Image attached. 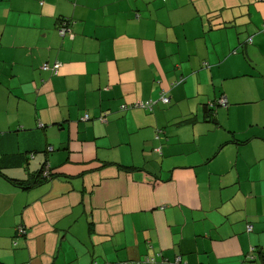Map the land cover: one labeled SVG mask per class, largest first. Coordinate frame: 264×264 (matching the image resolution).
<instances>
[{
  "label": "crops",
  "instance_id": "0c3cea01",
  "mask_svg": "<svg viewBox=\"0 0 264 264\" xmlns=\"http://www.w3.org/2000/svg\"><path fill=\"white\" fill-rule=\"evenodd\" d=\"M258 253L264 0H0V264Z\"/></svg>",
  "mask_w": 264,
  "mask_h": 264
},
{
  "label": "trees",
  "instance_id": "16d2710c",
  "mask_svg": "<svg viewBox=\"0 0 264 264\" xmlns=\"http://www.w3.org/2000/svg\"><path fill=\"white\" fill-rule=\"evenodd\" d=\"M67 24L66 21L64 20H61V22L58 23V26H57V34L59 35L60 34V30L63 28V26H65ZM46 72H49V71H46ZM160 101L162 103H168L169 102V98H167L166 96L162 95L161 98H160ZM217 101V100H216ZM152 105V103H147L145 106L146 107H150ZM216 105H218L217 103L213 105V107H210V103H206L204 106L205 107V110H208L207 112L210 113V109L214 108ZM141 107H143V105L141 104ZM122 109H125L124 106L121 107ZM209 108V109H208ZM126 170H131V169H128V168H125ZM40 174V173H38ZM40 177V176H39ZM9 180V179H8ZM11 183H14V185H16L17 187L19 188H26L28 187L30 184H33V182H28V181H16V180H11L10 181ZM15 235H18V237H23L26 235V229L24 228V226L22 225H19L18 227L15 228ZM119 234L116 236V238H118ZM102 240L104 238H101ZM16 244V243H15ZM258 263L259 264H264V254H261V253H258ZM144 259H147L149 261L153 260V263L152 262H149L151 264H161V263H157L156 259L157 257L155 258V255H150V256H146ZM144 259L142 260H139V261H144ZM125 261L123 262H120L119 264H124ZM180 264V262H178ZM92 264H98L97 260L96 259H93V262ZM142 264V263H141Z\"/></svg>",
  "mask_w": 264,
  "mask_h": 264
},
{
  "label": "built area",
  "instance_id": "2783aa9c",
  "mask_svg": "<svg viewBox=\"0 0 264 264\" xmlns=\"http://www.w3.org/2000/svg\"><path fill=\"white\" fill-rule=\"evenodd\" d=\"M65 32H66V29H65V28H62V29L60 30V35H63ZM59 67H60V64L57 63V62H55V63H54L52 66H50V67H49L47 64H43V65H42V70H44V71H48V70H50V71L56 73ZM216 103H217L219 106L225 107L227 101H226V98L221 97V98H219V99L216 101ZM210 107H213V105L210 104ZM43 175H44L45 177L48 176V170H47V169H44V171H43ZM251 229H252L251 225H248L247 228H246L247 232H250ZM175 260H178V262H180V258H179V257H177ZM148 261H149V260L146 259V263H143V264H151V263H149V262H152V263H153V260H151V261H149V262H148Z\"/></svg>",
  "mask_w": 264,
  "mask_h": 264
},
{
  "label": "rangeland",
  "instance_id": "374dc122",
  "mask_svg": "<svg viewBox=\"0 0 264 264\" xmlns=\"http://www.w3.org/2000/svg\"><path fill=\"white\" fill-rule=\"evenodd\" d=\"M157 262H161L159 260H156ZM143 264V263H146V259H144V261H125L124 264ZM173 264H179L178 263V260H174V263Z\"/></svg>",
  "mask_w": 264,
  "mask_h": 264
},
{
  "label": "clouds",
  "instance_id": "9594fccd",
  "mask_svg": "<svg viewBox=\"0 0 264 264\" xmlns=\"http://www.w3.org/2000/svg\"><path fill=\"white\" fill-rule=\"evenodd\" d=\"M226 105H227V103H226ZM221 107H222V106H221ZM42 172H43V171H42ZM42 172H41V173H42ZM40 175H41V174H40ZM48 176H49V172H48Z\"/></svg>",
  "mask_w": 264,
  "mask_h": 264
}]
</instances>
